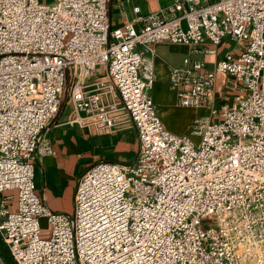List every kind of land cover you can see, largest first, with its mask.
Masks as SVG:
<instances>
[{"label": "built area", "instance_id": "2783aa9c", "mask_svg": "<svg viewBox=\"0 0 264 264\" xmlns=\"http://www.w3.org/2000/svg\"><path fill=\"white\" fill-rule=\"evenodd\" d=\"M110 1L0 0L3 241L17 264H264V0L136 6L115 28ZM227 39L236 51L221 52ZM161 42L216 57L169 70L181 106L209 109L188 134L165 126L150 94ZM68 68L67 122L117 131L130 120L140 142L133 162L82 174L72 214L52 210L34 180L55 152L44 130ZM218 74L237 93L215 105Z\"/></svg>", "mask_w": 264, "mask_h": 264}, {"label": "crops", "instance_id": "0c3cea01", "mask_svg": "<svg viewBox=\"0 0 264 264\" xmlns=\"http://www.w3.org/2000/svg\"><path fill=\"white\" fill-rule=\"evenodd\" d=\"M172 2L173 0H111L109 4L111 26L119 27L131 20L135 15L136 6L147 13L165 8ZM226 42L229 43V40ZM154 48L152 58L155 83L150 94L165 126L177 134H188L193 122L198 117L207 115L209 109L181 106L178 103L177 92L170 84L169 70L171 67L181 66L184 58L192 54L202 56L195 59H204L208 61L209 66H213L216 57L196 53L191 46L171 42L157 43ZM222 48L225 49V45H222L221 52L227 51ZM227 49L237 50L234 46ZM96 78H108L106 65L100 66ZM109 89L110 98H118L116 89L112 86ZM236 93L235 87L232 84H225L222 74H218L215 84V105L233 98ZM70 116L71 109L65 104L45 128L44 135L51 142L55 152L38 158L34 180L37 192L52 210L72 214L82 174L103 160L133 162L137 158L140 142L138 130L130 120L120 130L112 131L101 130L92 125L83 127L71 125L67 122ZM43 224H46L45 219Z\"/></svg>", "mask_w": 264, "mask_h": 264}, {"label": "trees", "instance_id": "16d2710c", "mask_svg": "<svg viewBox=\"0 0 264 264\" xmlns=\"http://www.w3.org/2000/svg\"><path fill=\"white\" fill-rule=\"evenodd\" d=\"M0 256L5 264H16L17 263V261L14 259L8 247L6 249L0 248Z\"/></svg>", "mask_w": 264, "mask_h": 264}, {"label": "water", "instance_id": "95a60500", "mask_svg": "<svg viewBox=\"0 0 264 264\" xmlns=\"http://www.w3.org/2000/svg\"><path fill=\"white\" fill-rule=\"evenodd\" d=\"M70 83H71V80H70V69L68 68L67 69V82H66V87H65V90L63 92L62 103H61L59 112L61 111V109L64 107V105L66 103V100H67V97H68V93H69Z\"/></svg>", "mask_w": 264, "mask_h": 264}, {"label": "rangeland", "instance_id": "374dc122", "mask_svg": "<svg viewBox=\"0 0 264 264\" xmlns=\"http://www.w3.org/2000/svg\"><path fill=\"white\" fill-rule=\"evenodd\" d=\"M48 1H51V0H48ZM224 45H225V49L226 50H228L227 48H232L233 46H234V44L231 42H229V43H224ZM224 48H222V50H223ZM224 49V50H225ZM191 58H202V56H200V55H195V54H192L191 56H190ZM190 131V130H189ZM44 225H46L47 226V224H43V226ZM44 235H46V234H43V236ZM0 248H7V245L5 244V242L3 241V239H2V237H1V234H0ZM17 264V263H16Z\"/></svg>", "mask_w": 264, "mask_h": 264}]
</instances>
